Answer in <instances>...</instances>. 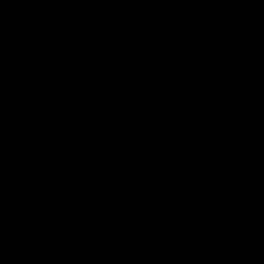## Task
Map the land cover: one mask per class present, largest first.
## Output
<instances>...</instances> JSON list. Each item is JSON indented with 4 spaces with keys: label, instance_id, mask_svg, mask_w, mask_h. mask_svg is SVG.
Masks as SVG:
<instances>
[{
    "label": "water",
    "instance_id": "water-1",
    "mask_svg": "<svg viewBox=\"0 0 264 264\" xmlns=\"http://www.w3.org/2000/svg\"><path fill=\"white\" fill-rule=\"evenodd\" d=\"M0 264H264V0H0Z\"/></svg>",
    "mask_w": 264,
    "mask_h": 264
}]
</instances>
